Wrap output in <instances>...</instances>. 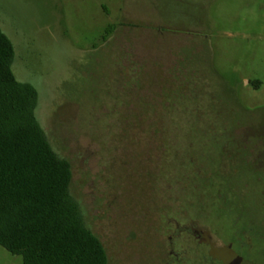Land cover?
Segmentation results:
<instances>
[{
    "label": "rangeland",
    "instance_id": "rangeland-1",
    "mask_svg": "<svg viewBox=\"0 0 264 264\" xmlns=\"http://www.w3.org/2000/svg\"><path fill=\"white\" fill-rule=\"evenodd\" d=\"M0 27L109 264H225L228 247L240 255L213 195L183 176L189 158L172 162L174 145L200 144L207 127L229 133L225 172L264 226V0H0ZM197 152L189 157L211 171ZM259 251L264 242L241 264L259 263ZM0 264L23 259L0 246Z\"/></svg>",
    "mask_w": 264,
    "mask_h": 264
},
{
    "label": "trees",
    "instance_id": "trees-1",
    "mask_svg": "<svg viewBox=\"0 0 264 264\" xmlns=\"http://www.w3.org/2000/svg\"><path fill=\"white\" fill-rule=\"evenodd\" d=\"M112 29L108 27L104 39ZM15 55L12 41L0 27V246L21 256L23 264H109L103 243L87 227L81 205L71 193L72 166L53 149L37 119L38 92L13 72ZM197 124L195 120L192 126ZM207 128L200 144L195 143L197 148L192 141L183 150L175 144L172 163H184L181 155L189 158L190 170L183 176L194 179L193 192L213 195L217 215L229 220L232 242L246 260L251 249L261 248L264 226L241 205L231 183L233 170L225 172L232 136ZM193 149L206 165L216 164L211 171L189 157ZM241 151L235 153L237 160ZM243 167L241 163L234 173L240 174ZM257 255V264H262L264 251Z\"/></svg>",
    "mask_w": 264,
    "mask_h": 264
},
{
    "label": "water",
    "instance_id": "water-1",
    "mask_svg": "<svg viewBox=\"0 0 264 264\" xmlns=\"http://www.w3.org/2000/svg\"><path fill=\"white\" fill-rule=\"evenodd\" d=\"M221 253L223 254L221 259L225 264H241L243 261L242 256L233 252L230 247Z\"/></svg>",
    "mask_w": 264,
    "mask_h": 264
},
{
    "label": "flooded vegetation",
    "instance_id": "flooded-vegetation-1",
    "mask_svg": "<svg viewBox=\"0 0 264 264\" xmlns=\"http://www.w3.org/2000/svg\"><path fill=\"white\" fill-rule=\"evenodd\" d=\"M171 255L174 256L175 258H178L180 256L179 253H176L175 251H171Z\"/></svg>",
    "mask_w": 264,
    "mask_h": 264
}]
</instances>
